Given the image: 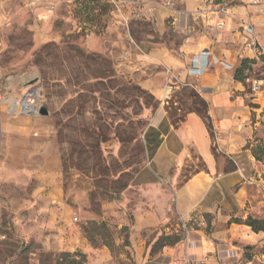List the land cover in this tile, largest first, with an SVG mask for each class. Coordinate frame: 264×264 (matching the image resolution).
<instances>
[{
  "label": "rangeland",
  "instance_id": "rangeland-1",
  "mask_svg": "<svg viewBox=\"0 0 264 264\" xmlns=\"http://www.w3.org/2000/svg\"><path fill=\"white\" fill-rule=\"evenodd\" d=\"M49 1L0 0V264H101V249L108 264H135L134 213L145 196L134 177L147 164L143 136L160 102L115 41L153 27L125 19L120 0L118 9ZM193 94L165 106L172 122L202 109ZM49 186H60L52 201Z\"/></svg>",
  "mask_w": 264,
  "mask_h": 264
},
{
  "label": "crops",
  "instance_id": "crops-1",
  "mask_svg": "<svg viewBox=\"0 0 264 264\" xmlns=\"http://www.w3.org/2000/svg\"><path fill=\"white\" fill-rule=\"evenodd\" d=\"M236 1H119L125 19L152 24L146 38L126 32L115 42L128 50L126 67L160 102L143 136L147 164L134 177L145 196L134 213L135 264H185L183 242L155 250L150 242L180 232L178 218L191 216L205 222L189 236L191 264H264V233L234 221L264 220V0ZM204 60L210 69L196 74ZM242 60L250 70L237 80ZM168 84L175 107L187 89L205 103L211 131L194 111L170 120L162 101ZM59 189L49 186L45 197L57 199ZM98 257L108 264L106 250Z\"/></svg>",
  "mask_w": 264,
  "mask_h": 264
},
{
  "label": "built area",
  "instance_id": "built-area-1",
  "mask_svg": "<svg viewBox=\"0 0 264 264\" xmlns=\"http://www.w3.org/2000/svg\"><path fill=\"white\" fill-rule=\"evenodd\" d=\"M109 2L113 3L116 8L118 9V5H117V2L118 0H108ZM260 0H249L250 4L252 5H256L259 3ZM50 1L49 0H30V4L32 6H38V5H46L47 6L51 3H49ZM204 2H210V1H207V0H204ZM168 5L170 4L167 3ZM217 62V61H215ZM211 67V64L209 62H207L206 60H204L199 66H196L194 67L193 69L196 71V74H203L204 72H206L207 70H209ZM255 84V88L254 90H257V85L256 83ZM173 91H174V86L171 85V84H168L165 89H164V92H163V95H162V101L165 103V104H168L170 98H171V95L173 94ZM178 224H179V229L180 231L182 232V235H183V258H184V262L185 264H191L188 257H187V247L189 246V236L190 234L199 229V228H202L205 226V222L204 220L202 219H197L193 216L189 217V218H183V217H179L178 218Z\"/></svg>",
  "mask_w": 264,
  "mask_h": 264
},
{
  "label": "trees",
  "instance_id": "trees-1",
  "mask_svg": "<svg viewBox=\"0 0 264 264\" xmlns=\"http://www.w3.org/2000/svg\"><path fill=\"white\" fill-rule=\"evenodd\" d=\"M86 1H94V0H86ZM207 1H210L213 5H217V6H221L223 5L224 3V0H207ZM108 6H103V11L106 10ZM250 63L248 60H242L238 66V68L235 70V73H234V76L237 80H243L245 78L244 76V72L245 71H249L250 70ZM194 98H198V96L194 93L192 95ZM199 101L201 102L202 104V109L201 110H198L196 108H193L191 107L189 109V111H194L196 112L201 118L202 120L204 121L206 127L208 128L209 131H211V126H210V123H209V118L206 114V105L205 103L199 99ZM195 105V104H194ZM170 114V113H168ZM169 118H171L172 115H168ZM171 120V119H170ZM174 124L175 123H178L176 121L173 122ZM235 222L237 223H241L240 221L237 220H234ZM244 225L248 226L253 232L255 233H258V232H263L264 233V220H258V219H253L251 217H248L244 222H242ZM207 228H206V232H207ZM171 237L172 236H161L160 238V245L158 246L159 247H163V246H173V245H176L178 244L179 242H182L183 241V235L180 234L179 236H175V239L172 241L171 244L167 243V241H170L171 240ZM157 242V243H159ZM263 250H264V247H263ZM73 264H79V262H76L75 260L72 261Z\"/></svg>",
  "mask_w": 264,
  "mask_h": 264
},
{
  "label": "water",
  "instance_id": "water-1",
  "mask_svg": "<svg viewBox=\"0 0 264 264\" xmlns=\"http://www.w3.org/2000/svg\"><path fill=\"white\" fill-rule=\"evenodd\" d=\"M38 114H39L40 116H46V115H47V110H46L45 108H43V107H40V108L38 109Z\"/></svg>",
  "mask_w": 264,
  "mask_h": 264
},
{
  "label": "bare ground",
  "instance_id": "bare-ground-1",
  "mask_svg": "<svg viewBox=\"0 0 264 264\" xmlns=\"http://www.w3.org/2000/svg\"><path fill=\"white\" fill-rule=\"evenodd\" d=\"M26 111H27V112H30V111H32V112H33V111H34V109L27 108V109H26Z\"/></svg>",
  "mask_w": 264,
  "mask_h": 264
}]
</instances>
